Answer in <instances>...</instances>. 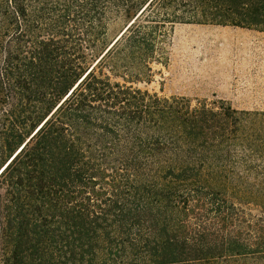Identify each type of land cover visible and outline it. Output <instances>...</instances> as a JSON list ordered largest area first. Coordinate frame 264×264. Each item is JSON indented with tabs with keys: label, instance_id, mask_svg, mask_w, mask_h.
Wrapping results in <instances>:
<instances>
[{
	"label": "trees",
	"instance_id": "trees-1",
	"mask_svg": "<svg viewBox=\"0 0 264 264\" xmlns=\"http://www.w3.org/2000/svg\"><path fill=\"white\" fill-rule=\"evenodd\" d=\"M175 23L264 0H0V264H264V112L139 86Z\"/></svg>",
	"mask_w": 264,
	"mask_h": 264
},
{
	"label": "rangeland",
	"instance_id": "rangeland-1",
	"mask_svg": "<svg viewBox=\"0 0 264 264\" xmlns=\"http://www.w3.org/2000/svg\"><path fill=\"white\" fill-rule=\"evenodd\" d=\"M218 30L220 27L217 24H167L164 35L160 38L157 60L152 63L151 81L139 86L166 97H186L193 106L206 104L213 109L230 106L223 99L207 96L211 86L201 80L202 74L222 70L223 53L218 46L224 45L228 40L224 35L216 33ZM260 104L264 105V102ZM248 111L264 112V107ZM6 161V157H0V170ZM261 166L264 167V164ZM250 207L253 213H261L259 208ZM3 254L5 250L2 246L0 257Z\"/></svg>",
	"mask_w": 264,
	"mask_h": 264
},
{
	"label": "crops",
	"instance_id": "crops-1",
	"mask_svg": "<svg viewBox=\"0 0 264 264\" xmlns=\"http://www.w3.org/2000/svg\"><path fill=\"white\" fill-rule=\"evenodd\" d=\"M219 35L228 40L218 49L223 53L222 70L201 76L211 86L207 96L229 102L234 109L263 108L264 31L219 25ZM229 41H231L229 43Z\"/></svg>",
	"mask_w": 264,
	"mask_h": 264
},
{
	"label": "bare ground",
	"instance_id": "bare-ground-1",
	"mask_svg": "<svg viewBox=\"0 0 264 264\" xmlns=\"http://www.w3.org/2000/svg\"><path fill=\"white\" fill-rule=\"evenodd\" d=\"M1 171V170H0Z\"/></svg>",
	"mask_w": 264,
	"mask_h": 264
}]
</instances>
